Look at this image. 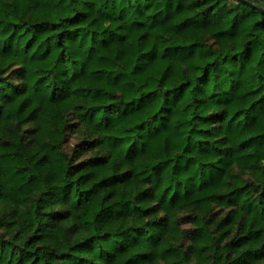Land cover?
Returning <instances> with one entry per match:
<instances>
[{
	"label": "trees",
	"instance_id": "1",
	"mask_svg": "<svg viewBox=\"0 0 264 264\" xmlns=\"http://www.w3.org/2000/svg\"><path fill=\"white\" fill-rule=\"evenodd\" d=\"M0 264H264V0H0Z\"/></svg>",
	"mask_w": 264,
	"mask_h": 264
},
{
	"label": "rangeland",
	"instance_id": "2",
	"mask_svg": "<svg viewBox=\"0 0 264 264\" xmlns=\"http://www.w3.org/2000/svg\"><path fill=\"white\" fill-rule=\"evenodd\" d=\"M73 142H74V137H71V139H70L68 144L71 145ZM182 225L185 228L189 226V224H185L184 222H182ZM186 241H187V239H186ZM187 243H188V241H187Z\"/></svg>",
	"mask_w": 264,
	"mask_h": 264
}]
</instances>
